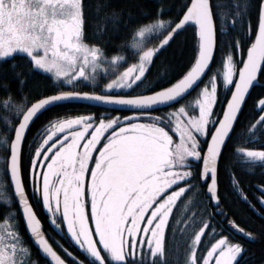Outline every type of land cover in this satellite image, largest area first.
<instances>
[{
	"label": "snow or ice",
	"instance_id": "snow-or-ice-1",
	"mask_svg": "<svg viewBox=\"0 0 264 264\" xmlns=\"http://www.w3.org/2000/svg\"><path fill=\"white\" fill-rule=\"evenodd\" d=\"M250 9L0 0V264H249L264 225L221 185L264 218L237 175L264 174V0ZM182 32L187 61H157ZM74 103L105 111L49 112Z\"/></svg>",
	"mask_w": 264,
	"mask_h": 264
},
{
	"label": "trees",
	"instance_id": "trees-1",
	"mask_svg": "<svg viewBox=\"0 0 264 264\" xmlns=\"http://www.w3.org/2000/svg\"><path fill=\"white\" fill-rule=\"evenodd\" d=\"M90 2V0H89ZM117 3L122 2V0H116ZM155 0H147L149 7ZM251 2V16L254 19L256 15V0H250ZM166 4L175 5L177 0H165ZM175 12V7H173L172 12H169L168 15H172ZM191 50V38L189 32L180 33L168 46V48L160 53V56L157 58L159 61L161 58L165 60L166 63H172L179 67L181 64L187 61L188 56ZM156 64L153 65L152 71L149 73L150 77L154 75L156 70ZM27 87H31L33 89L39 87V85L30 83ZM80 90H91L90 87H86L85 85L80 86ZM2 95V93H0ZM252 101L251 99L246 105V108L251 107ZM105 111V109L92 107L83 104H65L60 105L56 109L49 110L51 113L56 114H86L88 112H101ZM50 118L49 113L42 114L37 120L33 123L31 130L29 131V136H31L36 129L46 120ZM237 175L240 178L241 186L243 190L247 193L248 199L252 201L253 204L256 205L258 209L264 211V209L260 208V204L257 200V197L262 195V193L258 190V185L264 184V174L257 169L255 172H237ZM221 193L222 195H227L228 199L224 201V206L232 209L237 213L238 222L243 224H247L249 228L253 231L259 233L262 229V225H264V218L257 215L255 211H253L247 203L239 200L234 192L230 190V187L227 183V178H225L224 183L221 185ZM15 207V206H13ZM0 211H3L0 208ZM180 209H177L179 212ZM17 213L19 214V210L17 209ZM39 218L42 221V226L46 234H48L50 240H61V243H64L65 246H68L65 240L61 239L60 236L54 232L42 212H38ZM21 231L24 232L23 222L21 218ZM25 238L28 239L27 233L24 232ZM239 238V237H238ZM248 252L245 254L248 257L249 264H264V236H258L257 239L252 241H246Z\"/></svg>",
	"mask_w": 264,
	"mask_h": 264
},
{
	"label": "water",
	"instance_id": "water-1",
	"mask_svg": "<svg viewBox=\"0 0 264 264\" xmlns=\"http://www.w3.org/2000/svg\"><path fill=\"white\" fill-rule=\"evenodd\" d=\"M74 104H83V105H88V106H92V107H97V108H101V107H98L97 105H95V103H91V104H89V103H74ZM102 109H104V108H102ZM37 120V119H36ZM35 120V121H36ZM28 236V235H27Z\"/></svg>",
	"mask_w": 264,
	"mask_h": 264
}]
</instances>
